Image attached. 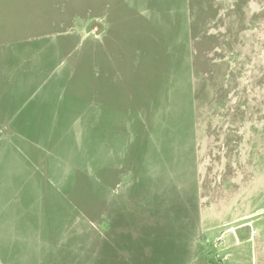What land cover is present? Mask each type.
Masks as SVG:
<instances>
[{
    "label": "rangeland",
    "instance_id": "rangeland-1",
    "mask_svg": "<svg viewBox=\"0 0 264 264\" xmlns=\"http://www.w3.org/2000/svg\"><path fill=\"white\" fill-rule=\"evenodd\" d=\"M228 251L264 264V0H0V264Z\"/></svg>",
    "mask_w": 264,
    "mask_h": 264
},
{
    "label": "built area",
    "instance_id": "built-area-1",
    "mask_svg": "<svg viewBox=\"0 0 264 264\" xmlns=\"http://www.w3.org/2000/svg\"><path fill=\"white\" fill-rule=\"evenodd\" d=\"M222 258L220 256H216L209 264H221Z\"/></svg>",
    "mask_w": 264,
    "mask_h": 264
},
{
    "label": "crops",
    "instance_id": "crops-1",
    "mask_svg": "<svg viewBox=\"0 0 264 264\" xmlns=\"http://www.w3.org/2000/svg\"><path fill=\"white\" fill-rule=\"evenodd\" d=\"M246 224H247V223H246ZM246 224H241V225H239V227L246 226ZM225 248H226V247H225ZM227 253H228V255H227V257H226V262H225L224 264H228L227 261H228V259L231 257V256H230V252L228 251Z\"/></svg>",
    "mask_w": 264,
    "mask_h": 264
}]
</instances>
